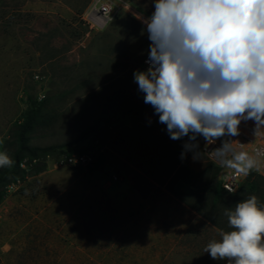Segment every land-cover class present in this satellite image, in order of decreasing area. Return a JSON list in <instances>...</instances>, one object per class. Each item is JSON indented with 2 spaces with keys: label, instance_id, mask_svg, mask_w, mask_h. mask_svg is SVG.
Here are the masks:
<instances>
[{
  "label": "rangeland",
  "instance_id": "374dc122",
  "mask_svg": "<svg viewBox=\"0 0 264 264\" xmlns=\"http://www.w3.org/2000/svg\"><path fill=\"white\" fill-rule=\"evenodd\" d=\"M97 1L112 11L93 24ZM153 10L150 0H0V152L12 157L29 98L55 117L29 140L48 151L46 171L0 186L4 264H227L204 252L218 230H231L225 211L214 226L166 187L176 161L200 174L203 155L181 159L188 137L172 140L134 83L150 41L133 13ZM94 143L102 170L62 164ZM253 195L261 203L264 186Z\"/></svg>",
  "mask_w": 264,
  "mask_h": 264
},
{
  "label": "clouds",
  "instance_id": "9594fccd",
  "mask_svg": "<svg viewBox=\"0 0 264 264\" xmlns=\"http://www.w3.org/2000/svg\"><path fill=\"white\" fill-rule=\"evenodd\" d=\"M153 11L133 13L150 41L145 70L133 73L143 101L166 125L172 140L188 137L187 152L200 158L197 137L229 167L244 175L257 168L254 158L233 152L225 137L240 134V124L264 128V0H150ZM232 159H223L228 154ZM14 161L0 152V167ZM228 191H232L228 189ZM231 230H218L204 252L227 264H264V205L257 196L225 209Z\"/></svg>",
  "mask_w": 264,
  "mask_h": 264
},
{
  "label": "trees",
  "instance_id": "16d2710c",
  "mask_svg": "<svg viewBox=\"0 0 264 264\" xmlns=\"http://www.w3.org/2000/svg\"><path fill=\"white\" fill-rule=\"evenodd\" d=\"M29 103V110L23 116V120L15 124L11 133V145L16 147L11 157L14 163L11 167H3L0 169V186L2 187H8L12 183L23 180L30 173H43L47 168L46 157L49 155L48 151L41 150L37 147H30L29 140L30 135L36 130L49 127L54 122L55 117L51 112L45 111V101L29 98ZM132 112L135 116L140 115L139 109H135ZM224 139L228 138L225 137ZM202 142H199L200 150ZM90 151H95L97 155L93 164L87 168V171L93 173L102 170L106 163V158L99 146L95 143L90 148L77 149L76 154H83ZM70 155L72 153L68 156ZM26 159L28 164L26 168H22L21 166ZM179 163L180 159L174 163L171 168L172 170L168 173L172 178V182L166 186L167 191L214 226L221 227L218 220L221 209L225 211V208L235 207V204L238 202L237 199L239 200L240 197L242 198L261 192V188L264 186V178L254 172H250L245 184L237 192L232 194L222 188L218 180L219 168L215 165L205 162V169L202 173L197 174L190 170H181L182 166L178 169ZM199 176L203 179L199 180ZM205 188L210 195V197H206L207 199L202 196L201 192ZM6 195V188L0 190V201ZM230 198H233L234 201L232 200L231 202ZM261 204L264 205V198Z\"/></svg>",
  "mask_w": 264,
  "mask_h": 264
},
{
  "label": "built area",
  "instance_id": "2783aa9c",
  "mask_svg": "<svg viewBox=\"0 0 264 264\" xmlns=\"http://www.w3.org/2000/svg\"><path fill=\"white\" fill-rule=\"evenodd\" d=\"M99 1L95 2L92 14L93 24L100 23L101 20L108 19L112 8L107 3H101L98 5ZM148 59V55L143 60V66L146 69L148 65L145 61ZM231 141V146L233 152H244L247 153L249 157L255 159L258 169L253 168L250 172H254L264 178V128L259 131H255V123L251 120L244 121L240 124V134L236 137L228 138ZM222 140H217L214 144L207 145L205 140L202 142L201 151L202 157H204L205 162L215 165L219 168L218 180L222 185V188L229 193L237 192L246 182L247 175H244L238 169L243 167L242 163L237 162L235 166L229 167L222 163V158L216 155L212 150L219 148L221 146ZM96 152L90 151L83 154H72L65 157L62 160V164H67L73 167H79L82 169H87L91 166L96 158ZM223 159H232V154H228ZM113 178L118 180L119 176L114 175ZM231 189L232 191H228ZM0 264L3 263L2 259V249L0 247Z\"/></svg>",
  "mask_w": 264,
  "mask_h": 264
},
{
  "label": "crops",
  "instance_id": "0c3cea01",
  "mask_svg": "<svg viewBox=\"0 0 264 264\" xmlns=\"http://www.w3.org/2000/svg\"><path fill=\"white\" fill-rule=\"evenodd\" d=\"M189 208V207H188ZM190 209V208H189ZM191 210V209H190ZM192 213L196 216V217H199L200 215H198L196 212H194L193 210H192ZM201 217V216H200Z\"/></svg>",
  "mask_w": 264,
  "mask_h": 264
}]
</instances>
